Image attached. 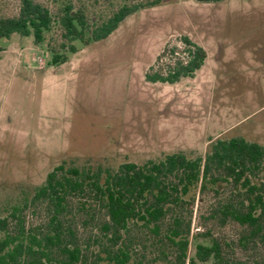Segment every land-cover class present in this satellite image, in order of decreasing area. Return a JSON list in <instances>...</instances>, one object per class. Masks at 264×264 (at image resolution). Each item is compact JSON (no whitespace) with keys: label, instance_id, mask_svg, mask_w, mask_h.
I'll list each match as a JSON object with an SVG mask.
<instances>
[{"label":"rangeland","instance_id":"rangeland-1","mask_svg":"<svg viewBox=\"0 0 264 264\" xmlns=\"http://www.w3.org/2000/svg\"><path fill=\"white\" fill-rule=\"evenodd\" d=\"M36 1L56 16L69 3L94 23L124 4L143 6L106 39L75 41L58 65L48 51L59 48L57 24L40 44L16 33L0 39V215L20 207L26 228L43 225L46 203L31 193L61 162L98 169L173 151L204 155L217 136L264 144V0ZM19 6L0 0V17ZM183 36L205 49L203 65L175 83L147 80L183 57ZM218 197L212 188L196 193L190 234L210 230L229 254L264 264L260 242L237 243L240 226L207 219Z\"/></svg>","mask_w":264,"mask_h":264},{"label":"trees","instance_id":"trees-1","mask_svg":"<svg viewBox=\"0 0 264 264\" xmlns=\"http://www.w3.org/2000/svg\"><path fill=\"white\" fill-rule=\"evenodd\" d=\"M142 6L124 4L94 23L69 3L56 16L36 0H20L16 15L0 17V39L16 33L40 44L57 24L61 42L48 51L58 65L77 51L75 41L84 46L106 39ZM182 41L183 57L164 74H146L147 80L175 83L194 76L206 51L186 36ZM207 142L204 155L173 151L98 169L58 163L31 193L33 203H46L43 225L26 228L20 207L0 215V264H251L229 254L230 244L210 230L191 235L190 214L196 193L212 188L220 197L207 219L240 226V247L264 246V144L240 136Z\"/></svg>","mask_w":264,"mask_h":264}]
</instances>
